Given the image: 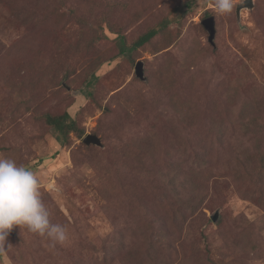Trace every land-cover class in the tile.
Returning <instances> with one entry per match:
<instances>
[{
  "label": "rangeland",
  "instance_id": "rangeland-1",
  "mask_svg": "<svg viewBox=\"0 0 264 264\" xmlns=\"http://www.w3.org/2000/svg\"><path fill=\"white\" fill-rule=\"evenodd\" d=\"M241 2L0 0V156L36 174L69 237L14 227L0 264H264V0ZM63 113L76 131L61 143L46 116Z\"/></svg>",
  "mask_w": 264,
  "mask_h": 264
},
{
  "label": "clouds",
  "instance_id": "clouds-1",
  "mask_svg": "<svg viewBox=\"0 0 264 264\" xmlns=\"http://www.w3.org/2000/svg\"><path fill=\"white\" fill-rule=\"evenodd\" d=\"M236 0H215L221 15L234 12ZM41 198L40 181L29 168L14 159L0 156V251L14 227H26L31 233L63 245L68 240L65 226L50 221Z\"/></svg>",
  "mask_w": 264,
  "mask_h": 264
},
{
  "label": "trees",
  "instance_id": "trees-1",
  "mask_svg": "<svg viewBox=\"0 0 264 264\" xmlns=\"http://www.w3.org/2000/svg\"><path fill=\"white\" fill-rule=\"evenodd\" d=\"M192 3L187 2L186 7H189ZM168 21L164 20L159 23L157 27L150 28L147 30L145 33L141 34L137 40L133 43V48H138L145 43L149 42L160 30H162L164 27L167 26ZM120 41V52L123 53L124 50L122 49V46L124 45V39L123 37H119ZM46 122L53 128L54 132L56 133V139L63 143L64 140L67 138V134L70 133L71 131H76V125L75 122L70 118V116L67 113H63L58 116H46ZM248 130V129H247ZM136 155L134 157V161L137 163V170L136 173L139 176L140 174L145 175L146 174V168H147V163L145 160V156L149 155V147L148 146H143V145H137L136 147ZM137 159V160H136ZM254 157L251 160H248L247 164L250 163V161H253ZM260 162H262V166L260 168L264 169V160L262 158L259 159ZM241 166H245L246 163L242 162L241 160L239 161ZM238 163V164H239ZM247 166V165H246ZM259 170L263 171V169H260L257 167ZM250 172L251 170L249 168H246L244 170V175L246 177H250ZM187 176V175H186ZM185 176V177H186ZM192 179V175H188L184 179V181L187 182ZM175 181V177L172 176V179L169 181L168 184H172ZM165 201V200H164ZM188 202L183 201V198L181 194L179 196H175L171 202L168 203L167 206V211H165V215L167 218L170 219V223L173 224L174 226H179V221L183 219V213L184 210L186 209V205ZM147 209V207H146ZM148 210V209H147Z\"/></svg>",
  "mask_w": 264,
  "mask_h": 264
},
{
  "label": "water",
  "instance_id": "water-1",
  "mask_svg": "<svg viewBox=\"0 0 264 264\" xmlns=\"http://www.w3.org/2000/svg\"><path fill=\"white\" fill-rule=\"evenodd\" d=\"M252 5H253L252 0H242V2L237 5V8H236L237 15L239 14V11L241 8H245V7L251 8ZM201 24L203 25L205 30L208 32V41L212 43L214 36H215L214 18L212 16H208L201 21ZM135 74L140 79H143L144 76H143V67H142L141 61H137L135 64ZM83 142L86 144L92 143L98 146L102 144L100 138L97 135L90 134V133H88L83 138ZM216 219H217V215L215 214L214 216H212V220L215 221Z\"/></svg>",
  "mask_w": 264,
  "mask_h": 264
}]
</instances>
